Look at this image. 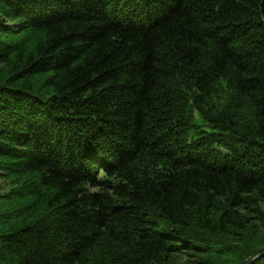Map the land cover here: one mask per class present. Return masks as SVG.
<instances>
[{
    "label": "trees",
    "instance_id": "1",
    "mask_svg": "<svg viewBox=\"0 0 264 264\" xmlns=\"http://www.w3.org/2000/svg\"><path fill=\"white\" fill-rule=\"evenodd\" d=\"M264 264V0H0V264Z\"/></svg>",
    "mask_w": 264,
    "mask_h": 264
},
{
    "label": "rangeland",
    "instance_id": "2",
    "mask_svg": "<svg viewBox=\"0 0 264 264\" xmlns=\"http://www.w3.org/2000/svg\"><path fill=\"white\" fill-rule=\"evenodd\" d=\"M184 256H181V257H179L178 259H177V262H176V264H183V262H184Z\"/></svg>",
    "mask_w": 264,
    "mask_h": 264
}]
</instances>
